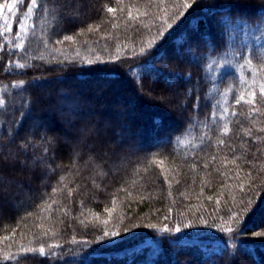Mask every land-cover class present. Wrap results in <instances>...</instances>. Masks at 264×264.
<instances>
[{
  "label": "trees",
  "instance_id": "1",
  "mask_svg": "<svg viewBox=\"0 0 264 264\" xmlns=\"http://www.w3.org/2000/svg\"><path fill=\"white\" fill-rule=\"evenodd\" d=\"M30 4L0 0V264H264V0Z\"/></svg>",
  "mask_w": 264,
  "mask_h": 264
},
{
  "label": "snow or ice",
  "instance_id": "2",
  "mask_svg": "<svg viewBox=\"0 0 264 264\" xmlns=\"http://www.w3.org/2000/svg\"><path fill=\"white\" fill-rule=\"evenodd\" d=\"M3 7H4V6H0V8H3ZM6 7L8 8L9 11H11L12 8H13V5H12V4H8V5H6ZM36 7H37V0H31V4H30V6H29V8H28V12H29V13L32 12V10L35 9ZM184 7L187 8V7H189V5L185 4ZM108 11H109V12H114L115 9H113V8H108ZM129 16H131V13H129ZM21 28L24 29V30L26 31V25H25L23 22H21ZM9 31H11V30L9 29ZM65 39H71V37H65ZM22 47H23V41H22L20 44H17V45H16V48H22ZM141 51H143V49H141ZM19 67H23V65H19ZM262 70H264V69H262ZM250 95L252 96V99L245 100V97H244V96H240V97L236 100V103L239 104V103H241V102H247V103H249V104H253V105H254L255 102H256V100H255L256 94H255V93H251ZM260 95H261V96H264V84H261V86H260ZM4 103H5L4 100H0V105H3ZM254 110H255V111H258V109H254ZM223 111H224L225 114H228V113H229V109H228V108H224ZM231 114H232V115H235L234 112L231 113ZM223 128H224V133L227 134V131H228V126H227V124H225V125L223 126ZM262 131H264V129H262ZM222 142H223V141H221V143H222ZM70 194H71V193H70ZM248 211L250 212L251 210L249 209ZM233 219H234V220H238V219H239L238 214H237L236 216H234ZM163 230H164V231H167L166 228L163 229ZM227 230L230 232V231H232L233 229H232L231 227H229ZM176 231H177V232H180L181 230H180L179 228H177ZM104 235H105L106 237L109 236V235L115 237V236L118 235V233H116V232H112V233L105 232ZM39 252H40L41 254H43V253H44V248L41 247V248L39 249Z\"/></svg>",
  "mask_w": 264,
  "mask_h": 264
}]
</instances>
